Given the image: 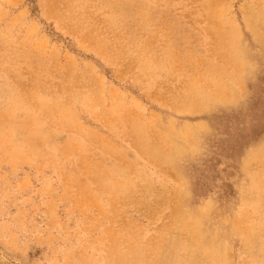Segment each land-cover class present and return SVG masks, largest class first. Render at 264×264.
<instances>
[{
	"label": "rangeland",
	"instance_id": "1",
	"mask_svg": "<svg viewBox=\"0 0 264 264\" xmlns=\"http://www.w3.org/2000/svg\"><path fill=\"white\" fill-rule=\"evenodd\" d=\"M0 264H264V0H0Z\"/></svg>",
	"mask_w": 264,
	"mask_h": 264
}]
</instances>
